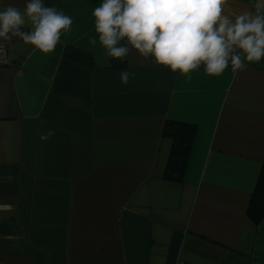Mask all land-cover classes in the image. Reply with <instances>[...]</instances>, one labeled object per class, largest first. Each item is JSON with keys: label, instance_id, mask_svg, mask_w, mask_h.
<instances>
[{"label": "crops", "instance_id": "0c3cea01", "mask_svg": "<svg viewBox=\"0 0 264 264\" xmlns=\"http://www.w3.org/2000/svg\"><path fill=\"white\" fill-rule=\"evenodd\" d=\"M43 3L73 21L54 52L0 39V264H264V219L248 215L264 165V59L191 78L134 49L116 64L94 29L102 0ZM258 3L226 0L224 14ZM123 71L135 73L127 84ZM169 121L196 128L182 182L165 178Z\"/></svg>", "mask_w": 264, "mask_h": 264}, {"label": "clouds", "instance_id": "9594fccd", "mask_svg": "<svg viewBox=\"0 0 264 264\" xmlns=\"http://www.w3.org/2000/svg\"><path fill=\"white\" fill-rule=\"evenodd\" d=\"M225 4L226 0H102L92 15L107 56L123 59L134 49L188 78L201 66L207 75L220 76L229 63L237 72L246 63L264 59V4H256L255 13L243 11L234 18L224 14ZM72 23L70 16L45 6L43 0H27L23 11L14 5L0 8V39L18 37L49 54ZM89 43L96 45L97 38ZM134 77L135 73H120L123 84ZM54 135L49 130L40 138Z\"/></svg>", "mask_w": 264, "mask_h": 264}, {"label": "trees", "instance_id": "16d2710c", "mask_svg": "<svg viewBox=\"0 0 264 264\" xmlns=\"http://www.w3.org/2000/svg\"><path fill=\"white\" fill-rule=\"evenodd\" d=\"M121 43H126V41ZM124 60L125 58H113V62L116 64H121ZM164 134L173 143L165 178L170 181L182 182L191 157L196 128L192 125L169 121ZM248 215L257 224L264 219V165L252 195Z\"/></svg>", "mask_w": 264, "mask_h": 264}, {"label": "built area", "instance_id": "2783aa9c", "mask_svg": "<svg viewBox=\"0 0 264 264\" xmlns=\"http://www.w3.org/2000/svg\"><path fill=\"white\" fill-rule=\"evenodd\" d=\"M9 64V58H8V50L0 46V67H6ZM178 264H184V263H178Z\"/></svg>", "mask_w": 264, "mask_h": 264}]
</instances>
